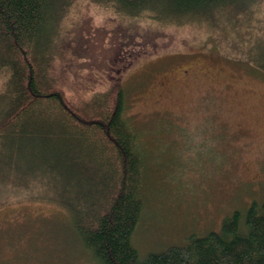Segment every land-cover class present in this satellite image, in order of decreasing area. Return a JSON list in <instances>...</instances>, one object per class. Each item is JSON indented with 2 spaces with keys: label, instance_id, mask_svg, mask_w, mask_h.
Listing matches in <instances>:
<instances>
[{
  "label": "trees",
  "instance_id": "16d2710c",
  "mask_svg": "<svg viewBox=\"0 0 264 264\" xmlns=\"http://www.w3.org/2000/svg\"><path fill=\"white\" fill-rule=\"evenodd\" d=\"M76 1L0 0V205L16 197L66 209L100 264H264V200L257 199L226 214L220 229L140 254L133 235L145 205L144 166L152 154L169 153L158 143L167 128L141 134L127 113L123 66L105 87L76 84L75 21L69 26ZM86 1L119 18L112 31L127 43L155 26L228 25L242 31L264 71V0Z\"/></svg>",
  "mask_w": 264,
  "mask_h": 264
},
{
  "label": "rangeland",
  "instance_id": "374dc122",
  "mask_svg": "<svg viewBox=\"0 0 264 264\" xmlns=\"http://www.w3.org/2000/svg\"><path fill=\"white\" fill-rule=\"evenodd\" d=\"M72 7L76 84L105 87L123 66L127 113L141 134L167 128V141L158 143L169 153L152 154L144 166L145 205L133 235L140 254L220 229L226 214L264 200V71L250 59L242 31L155 26L127 43L113 33L119 18L109 9L86 0ZM68 214L48 201H5L0 264H100L69 226Z\"/></svg>",
  "mask_w": 264,
  "mask_h": 264
}]
</instances>
